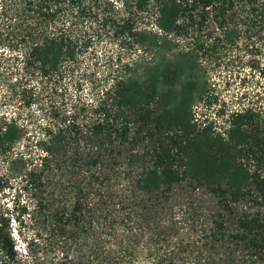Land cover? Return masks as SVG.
Masks as SVG:
<instances>
[{
	"label": "trees",
	"instance_id": "1",
	"mask_svg": "<svg viewBox=\"0 0 264 264\" xmlns=\"http://www.w3.org/2000/svg\"><path fill=\"white\" fill-rule=\"evenodd\" d=\"M0 89V264H264V0H0Z\"/></svg>",
	"mask_w": 264,
	"mask_h": 264
},
{
	"label": "rangeland",
	"instance_id": "2",
	"mask_svg": "<svg viewBox=\"0 0 264 264\" xmlns=\"http://www.w3.org/2000/svg\"><path fill=\"white\" fill-rule=\"evenodd\" d=\"M100 52V58H102L101 60H103V56L104 54H106L107 52H112L113 48H110L109 45L105 44V43H101L99 46H97V48ZM242 52L237 53L239 54L238 57H241ZM108 54V53H107ZM236 54V55H237ZM245 59V58H244ZM239 59H235L232 62L233 66L228 67L229 69L225 70L222 75L220 76V80H224L223 82H220L219 80V89L221 90V96H223V98H219V102L220 101H227V102H233L235 100V98H229L232 95H235L238 91L242 90L244 86H248V87H253L255 85H258V81L259 78L257 75L254 76V74L249 73L244 67H242V65H238L239 64ZM240 62H242V60H240ZM216 76L217 73H215ZM225 78L228 80V83L225 82ZM261 81V80H260ZM244 84V85H243ZM88 82H86V84H84V86L87 88ZM1 91V89H0ZM2 99V98H0ZM1 168V167H0ZM20 199H21V203L27 202L29 203V194L25 193V192H20ZM11 200L8 199L7 202H10Z\"/></svg>",
	"mask_w": 264,
	"mask_h": 264
}]
</instances>
